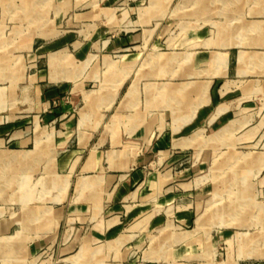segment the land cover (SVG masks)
Masks as SVG:
<instances>
[{
	"label": "crops",
	"instance_id": "0c3cea01",
	"mask_svg": "<svg viewBox=\"0 0 264 264\" xmlns=\"http://www.w3.org/2000/svg\"><path fill=\"white\" fill-rule=\"evenodd\" d=\"M184 2L185 12L182 0H26L27 19H48L43 30L29 31L45 67L57 61L43 77L48 84L66 82L67 56L74 69L99 57L109 67L120 62L122 71L106 78V89L93 93L48 145L0 151V264H37L43 252L58 264H133L131 248L154 233L141 264H264L254 234L209 237L210 223L199 215L206 195L201 164L172 168L185 152L196 160L203 148L219 146L231 124H242L230 119L238 104L264 96V0L250 2L245 25L238 21L242 0H229L225 18L234 22L216 27L210 19L224 11L216 0ZM146 41L153 69L130 77L125 64L140 60ZM143 80L153 84L138 90ZM103 112L109 122L94 121ZM261 130L264 113L249 128L250 148H257L251 163L260 165L264 139L254 134ZM200 132L209 135L195 142ZM151 160L162 168L147 174L142 167ZM18 173L25 175L21 184ZM219 244L227 248L220 256Z\"/></svg>",
	"mask_w": 264,
	"mask_h": 264
},
{
	"label": "rangeland",
	"instance_id": "374dc122",
	"mask_svg": "<svg viewBox=\"0 0 264 264\" xmlns=\"http://www.w3.org/2000/svg\"><path fill=\"white\" fill-rule=\"evenodd\" d=\"M182 1V10L185 12L184 1L186 0ZM253 1L242 0V16L238 19L242 25L250 21L248 15L250 2ZM217 3L216 0L214 6L217 8L223 6L221 8L224 11L219 13V17L216 13L210 19L215 27L218 26L217 23L223 21L228 23L231 19L225 17H228L232 10L229 0H226L225 4ZM0 11L3 13L1 14L3 17L0 18V129L8 128L5 132L0 131V141L3 140L0 151L11 153L10 151H26V148L30 150L31 144L37 141L48 145L55 139V132L69 118L78 115L81 106L90 101L93 93L106 89L109 85L105 81L106 78L121 74L122 64L119 62L109 67L98 57L91 60L89 64L74 69L71 57L67 56L65 59L67 65L63 69L66 82L51 81L48 84L44 79L45 74L48 71H54L53 66L57 65V61L52 66L45 67V59L41 58L40 51L31 49L34 36L29 32L32 29L43 30V23H47L48 19L44 20L39 16L27 19L26 0H0ZM185 21L182 19V22ZM161 24L168 28L170 20L163 18ZM38 36L42 37L41 34ZM149 43L146 41L143 44L140 60L125 64L130 77L138 72L145 75L153 69L152 64L147 63L150 61L149 54H152L149 51ZM75 76L78 78L76 82L73 80ZM152 84L153 81L143 80L138 84V90L142 88L144 90L145 86ZM62 86L66 89L60 94L50 98L44 94L49 88L59 90ZM141 102L142 100L139 103L140 107ZM238 105L233 111L234 116L230 118L242 123L240 126L237 125V129L234 128V124H231L219 146L210 144L203 148L196 160L191 158V154L185 152L172 168L178 171L185 166L201 164L200 176L204 177L206 195L199 205V215L202 214L203 219L210 223L209 237L211 234H216L215 231L226 232L231 236L254 234V237L258 239L257 249L262 251L264 249V242H261V239H264V164L251 163L253 158L251 153L256 152L257 148L256 146L250 148L249 128L263 117L264 96ZM46 116H51V119L45 120ZM93 119L100 123L109 122V113L103 112ZM208 135V133L200 132L193 137L197 142ZM241 137L242 140H240ZM257 138L264 139V130L259 131L257 136L256 133L254 134V140ZM15 141L22 144L15 148L13 147ZM134 146L136 145L131 143L130 149H135ZM202 154L206 155L204 162L201 161ZM170 155L172 156L173 152H170ZM153 162L151 160L142 167L147 174L162 168V165L155 166ZM35 168L33 179L35 187H38L39 183H36V179L40 176L41 164L35 163ZM21 174L18 173L19 184L25 179V175ZM7 177L11 178L8 174ZM156 236L155 233L151 234L148 241L142 240L138 247L131 248L130 262L141 264L140 253L151 244V241L153 243ZM234 247L232 238L228 242V249L223 244H219L217 252L220 256L227 249L231 254ZM37 264H58V261L53 257L50 258L49 253L43 252Z\"/></svg>",
	"mask_w": 264,
	"mask_h": 264
}]
</instances>
